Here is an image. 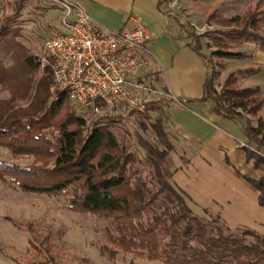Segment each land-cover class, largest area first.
Masks as SVG:
<instances>
[{"label": "trees", "instance_id": "trees-1", "mask_svg": "<svg viewBox=\"0 0 264 264\" xmlns=\"http://www.w3.org/2000/svg\"><path fill=\"white\" fill-rule=\"evenodd\" d=\"M155 1L168 18H175L162 7L167 0ZM10 21L0 28V47L9 45L6 53L12 56L15 53L10 42L20 43L11 33ZM179 24L188 34L186 24ZM252 25L256 26L255 21ZM189 35L193 40L187 45L204 58L209 68L201 100H212L214 110L223 116L246 120L249 144L264 153L263 120L260 118L259 125L253 126L239 111L258 112L264 108L262 90L227 88L220 95L214 88L216 73L200 51L199 37L193 32ZM215 54L237 56L224 51ZM22 57L28 70L21 74L15 66L0 62V146L13 158L24 155L34 159L29 166L0 160V180L24 192L65 196L69 208L110 219L101 252L113 261L123 252L163 257L169 264H264V235L244 226H230L221 214L208 208L203 209L205 217L193 214L178 188L164 183L158 191L149 189L145 200H141L133 183L135 154L127 150L111 125L136 113H148L150 103L141 102L135 110L108 115L107 123L97 120L87 125L66 91L52 95L53 71L48 65L37 81L30 104L19 105L17 101L29 94L41 66L33 54L24 51ZM5 90H9V97L3 96ZM189 102L193 100H181L183 104ZM257 186L264 205V178ZM26 225L19 226L31 230ZM33 235L28 240L27 263L58 264L56 253L51 251L53 244L45 238L42 244H47L41 246ZM131 263L139 264L135 257Z\"/></svg>", "mask_w": 264, "mask_h": 264}, {"label": "rangeland", "instance_id": "rangeland-1", "mask_svg": "<svg viewBox=\"0 0 264 264\" xmlns=\"http://www.w3.org/2000/svg\"><path fill=\"white\" fill-rule=\"evenodd\" d=\"M162 7L175 17L169 18L171 33L178 35L183 43L193 40L191 35L188 37L189 32L199 37L200 51L212 72L216 73L214 88L220 95L227 88L261 89L252 78L257 66L252 56L264 44V0H167ZM63 19L64 10L53 0H0V28L6 21L11 20V33H14L20 43L10 42L11 51L15 53L12 56L6 53L9 45L0 47V62L15 66V71L20 74L28 70L22 63L24 51L40 60L45 42L65 30ZM254 21L256 26L252 25ZM180 22L186 24L188 34L181 31ZM217 51L233 52L237 56L216 55ZM46 66L48 65L41 63L40 69L34 75L32 89L25 98L17 101L19 105L30 104L37 81L44 76ZM159 76V85L163 86L162 71ZM229 77L230 82L227 83ZM141 82L157 90L156 94L148 93L150 96L146 103H150V111L136 113L128 120L111 125L118 138L127 146V150L135 154L134 188L144 201L149 189L158 191L164 183H168L182 192L186 208L193 214L205 217V207L190 198L173 178V173L177 171L181 161L186 163V158L191 155V149L187 142L168 129L169 112L163 108L168 97L164 96L166 94L163 89H169H161L153 75H148ZM3 96L9 97V90H5ZM181 100L189 101H179ZM195 101L193 99V103ZM207 101L214 108L213 101ZM72 106L86 119L87 125L97 120L103 123L109 121L105 113L97 115L90 108L73 101ZM137 107L139 105L132 109ZM127 110L130 107L121 104L113 115L127 113ZM239 111L253 126L259 125L260 118L264 123V108L258 112L243 109ZM241 120L246 123V120ZM248 145L249 150L264 160L263 152L258 151L253 144ZM33 159L24 155L13 158L9 151L0 146L1 161L29 166ZM260 181L261 179L253 182L257 186ZM109 222L110 219L69 208L65 196L24 192L0 180V264H28L26 251L32 233L37 243L40 244L41 241V246L47 244L46 241L42 244L45 238L53 244L51 251L56 253L58 264H132L133 257L139 264H169L163 257H140L123 252L114 261L111 260L101 252ZM226 223L233 226L227 221ZM18 224H27L31 230L22 229Z\"/></svg>", "mask_w": 264, "mask_h": 264}, {"label": "crops", "instance_id": "crops-1", "mask_svg": "<svg viewBox=\"0 0 264 264\" xmlns=\"http://www.w3.org/2000/svg\"><path fill=\"white\" fill-rule=\"evenodd\" d=\"M74 1L108 28L121 30L135 19L148 24V64L139 79L153 75L161 89H169H163L168 97L163 107L169 112L168 129L191 149L186 163L181 161L173 173L175 182L196 203L221 214L229 224L264 233L261 189L253 182L264 177V160L241 144H249L245 122L223 116L201 100L209 71L204 58L171 33L170 19L155 0ZM252 59L257 65L253 81L264 93V49L255 50ZM161 71L163 86L159 85ZM180 99L197 101L183 105Z\"/></svg>", "mask_w": 264, "mask_h": 264}, {"label": "built area", "instance_id": "built-area-1", "mask_svg": "<svg viewBox=\"0 0 264 264\" xmlns=\"http://www.w3.org/2000/svg\"><path fill=\"white\" fill-rule=\"evenodd\" d=\"M53 1L64 10L65 30L45 42L40 58L52 68L53 96L66 91L74 103L95 114L113 115L121 104L132 109L156 94L139 79L148 64L151 38L145 21L135 19L132 26L115 30L74 0Z\"/></svg>", "mask_w": 264, "mask_h": 264}]
</instances>
